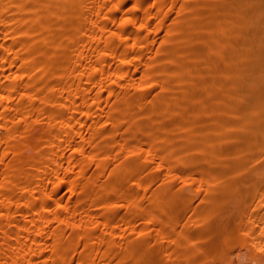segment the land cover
I'll list each match as a JSON object with an SVG mask.
<instances>
[{
	"label": "bare ground",
	"instance_id": "6f19581e",
	"mask_svg": "<svg viewBox=\"0 0 264 264\" xmlns=\"http://www.w3.org/2000/svg\"><path fill=\"white\" fill-rule=\"evenodd\" d=\"M197 181L264 264V0H0V264H200Z\"/></svg>",
	"mask_w": 264,
	"mask_h": 264
},
{
	"label": "rangeland",
	"instance_id": "374dc122",
	"mask_svg": "<svg viewBox=\"0 0 264 264\" xmlns=\"http://www.w3.org/2000/svg\"><path fill=\"white\" fill-rule=\"evenodd\" d=\"M195 187H200V190H194ZM206 187L207 184L199 181L195 183L187 182L182 185V254H184V251L186 250L183 246H186V248L190 250V255L194 256L195 260L200 264H204V262L210 258V252L204 250L206 249V246L212 236L211 230L205 225L201 215V211L203 209L201 199L208 196L206 193ZM217 190L219 198H228L226 196L229 195L226 194L224 189L219 188ZM247 192L249 196L252 194L254 199H262V196H258L257 193H254L252 188H248ZM146 203L150 202L146 201ZM231 211L235 216L233 223H238V213L233 212L234 208H229L228 213L230 214ZM260 212H262L261 209H256L253 211V214L259 215ZM141 230H149L150 236H152L154 233V225L152 224L148 227L146 225H142ZM233 230L235 232L233 231L234 234L230 237L221 235L217 237L218 249L230 256L232 260L231 264H253L254 261H250L248 253H250L249 249L252 248L251 242H254V240L251 238L247 239L242 232L237 230L236 227H233ZM150 236H148V238ZM198 245L204 249L200 250ZM182 263L184 264L183 260Z\"/></svg>",
	"mask_w": 264,
	"mask_h": 264
}]
</instances>
